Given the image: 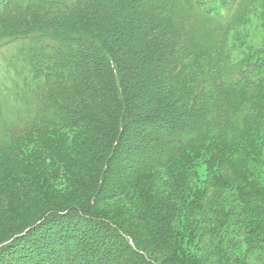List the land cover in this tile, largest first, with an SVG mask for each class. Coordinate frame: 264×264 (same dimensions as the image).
I'll return each instance as SVG.
<instances>
[{
    "label": "trees",
    "instance_id": "trees-1",
    "mask_svg": "<svg viewBox=\"0 0 264 264\" xmlns=\"http://www.w3.org/2000/svg\"><path fill=\"white\" fill-rule=\"evenodd\" d=\"M254 12L262 14L264 30V0L0 3V45L20 43L10 88L19 110L0 137V199L13 194L10 179L31 174L24 146L33 143L88 175L92 207L101 197L132 190L139 176L155 170L176 173L179 187L177 175L200 159L212 196L206 201L208 193L200 191L193 207L215 205L221 189L229 188L242 206L246 235L259 238L264 192L253 179H259L264 141V38L260 46L244 47L229 37ZM78 147L85 164L67 155ZM64 208L52 219L49 212L42 215L46 230L82 214L77 207ZM143 215L153 222L163 218L146 200ZM93 216L86 241L78 245L88 263H96L91 258L100 250L97 238L101 248L117 235L128 250L152 262L130 234ZM29 232L1 243L0 260L11 245L25 244ZM151 232L157 244L164 242L160 229ZM32 237L27 243L37 242ZM133 256L132 264H146ZM64 258L67 264L79 262Z\"/></svg>",
    "mask_w": 264,
    "mask_h": 264
},
{
    "label": "rangeland",
    "instance_id": "rangeland-1",
    "mask_svg": "<svg viewBox=\"0 0 264 264\" xmlns=\"http://www.w3.org/2000/svg\"><path fill=\"white\" fill-rule=\"evenodd\" d=\"M240 7H237L236 11L240 10ZM261 15L254 12L248 16L229 37L232 40L237 38L236 43H243L244 47H248L250 43L254 46L262 45L264 30L261 28ZM237 25L235 22L234 26ZM211 28L217 29L218 26ZM234 35L239 37H233ZM19 46L20 43L13 42L0 45V137L16 120L19 110L10 95L14 78L13 66L18 60ZM261 147L262 162L259 159L256 164L259 179H252L257 181V186L264 192V141ZM77 149L79 152L72 151L67 155L80 161L84 153L81 147ZM24 150V160L30 164L34 174L31 172L28 177L10 179L13 194L10 198L6 195L0 199V246L24 230L30 231L26 235L29 238L27 242L32 236L36 238L31 239L37 242H26L17 246V250L11 245V251L3 254L4 258L0 260V264H23L22 260L25 264H67L64 256H67L69 261L78 259V264H90L88 254L78 252V245L81 241H86L89 235L88 227H92L94 223L93 214L130 234L138 248L152 259L150 262L128 250L124 241L117 235V241L113 240L111 243L107 240L111 245L104 244L101 247L105 250L99 248L101 238L96 239L95 247L100 250L91 259L96 260V263L98 260L99 264H132L135 260L133 255L146 264H169L176 261L180 264H264V233L256 240L246 235L242 206L237 201V195H232L229 188L221 189L215 205L209 202L212 196L210 184L208 186L210 177L205 162L200 159L192 163L191 171L177 175L181 177L178 178L181 183L179 187L178 184L174 185L176 173L155 170L139 176L132 190L123 195L101 197L94 201L92 207L88 204L87 197L94 190L87 174L83 175L80 170L64 165L58 156L43 151L39 144L26 145ZM87 162L85 159L81 164ZM234 166L232 164L233 168ZM249 167L247 168L250 170ZM217 171L221 173L219 169L214 170ZM203 190L208 193L205 200H209V205H206L204 210L193 207L200 197V191ZM144 200L150 201L161 213L162 220L153 222L143 217ZM209 206L214 207L209 211L206 209ZM64 207H77L82 214L77 215L78 219L66 218L65 221L58 222V225L52 222L46 230V220L57 216V210L63 212L66 209ZM47 212L49 218L41 220L42 215ZM158 229L164 237L161 244H157L159 237L151 232ZM115 231L112 233L116 235ZM135 249L138 252V249ZM102 251H107L108 254L100 256ZM128 253L132 256L131 260ZM21 254L23 259L20 258Z\"/></svg>",
    "mask_w": 264,
    "mask_h": 264
},
{
    "label": "bare ground",
    "instance_id": "bare-ground-1",
    "mask_svg": "<svg viewBox=\"0 0 264 264\" xmlns=\"http://www.w3.org/2000/svg\"><path fill=\"white\" fill-rule=\"evenodd\" d=\"M64 234V233H63ZM22 255V254H21Z\"/></svg>",
    "mask_w": 264,
    "mask_h": 264
}]
</instances>
